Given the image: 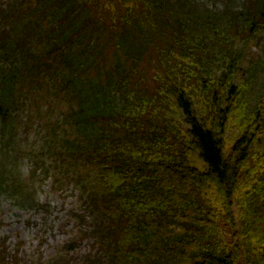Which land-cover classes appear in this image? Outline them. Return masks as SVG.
Returning <instances> with one entry per match:
<instances>
[{
  "label": "trees",
  "instance_id": "1",
  "mask_svg": "<svg viewBox=\"0 0 264 264\" xmlns=\"http://www.w3.org/2000/svg\"><path fill=\"white\" fill-rule=\"evenodd\" d=\"M242 1L0 0V196L49 211L15 172L33 124L79 192L30 264H264V0Z\"/></svg>",
  "mask_w": 264,
  "mask_h": 264
},
{
  "label": "rangeland",
  "instance_id": "2",
  "mask_svg": "<svg viewBox=\"0 0 264 264\" xmlns=\"http://www.w3.org/2000/svg\"><path fill=\"white\" fill-rule=\"evenodd\" d=\"M227 1H234L237 4L243 2L205 0L210 8L217 9H223ZM250 53L255 57L264 55V40L259 46L257 43L253 44ZM152 64L154 65L155 61ZM146 65V61L142 63L143 67ZM260 82L261 78H258L254 83L252 97L260 91ZM26 132L27 134L20 132L19 139L24 144V154L20 155L21 159L17 162L19 167L15 172L16 174L18 172L21 180L30 186L35 198L50 208L48 212L37 211L21 204L8 193L0 196V250L5 252V264L35 263L41 256L45 260L49 259L59 245L73 238L75 232V223L70 214L78 206L79 192L69 184L55 186L54 173L47 174L44 169H38L33 163L30 152L35 148L36 140L43 136L40 124L30 125ZM32 172L35 174L31 175ZM91 245L90 240L82 242L77 248L76 255L86 254Z\"/></svg>",
  "mask_w": 264,
  "mask_h": 264
}]
</instances>
